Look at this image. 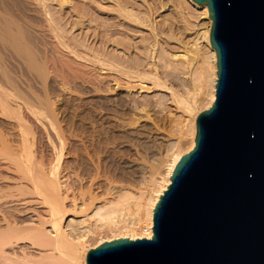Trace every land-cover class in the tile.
<instances>
[{"label":"rangeland","instance_id":"1","mask_svg":"<svg viewBox=\"0 0 264 264\" xmlns=\"http://www.w3.org/2000/svg\"><path fill=\"white\" fill-rule=\"evenodd\" d=\"M61 1L64 2L63 8L55 1V11L66 9L65 11L70 12L71 9L73 17L70 19L80 20L76 27L68 24L66 41L75 42V45L81 46V50L88 48L86 51L91 56L97 55L96 58H109L119 71L121 69L122 75L119 73L120 76L117 75L115 79L117 70L106 72L99 65H93L87 60L85 62L83 58L55 48L52 38H47L52 46L47 51L50 54H46L47 58L50 56L46 82L41 78L34 79L25 69L20 71L10 68L17 86L9 85L0 77V84L3 82L0 87L11 96L16 92L11 97L12 100L17 99L23 105L17 106L12 101L11 107L9 106L11 109L0 108V179L3 180L0 182L4 183L8 176L17 173L14 168L16 163L23 162L22 169L31 167L33 162L36 165L41 163L46 168L39 166L47 174H50L52 166L61 163L62 168L64 165L66 168L62 174L68 172L75 178L79 172V178L84 177L85 180L89 178V169H92L91 173H96L95 167L98 165L102 169L98 179L101 190L95 188L94 191L100 196L99 199L116 194L115 196H119L118 207H122L123 212L124 209L130 210L129 213L124 212L125 217L138 222L144 219L142 212L145 206L138 213L136 203L139 200L142 204L146 203L155 179L164 172L172 151L176 149V139L181 137L184 148L187 150L189 147L192 138L191 117L198 111V106L183 112L180 108L182 100L187 99L194 104L197 99L206 100L209 97L212 72L210 46L204 38H200L198 48L191 45L193 32L206 29L209 19L201 9L190 6L187 0ZM198 24L200 28L196 29ZM83 28L89 29L88 33ZM155 37L158 42L154 53V76L135 77L138 66L136 62L153 57L151 47L155 43ZM175 52L185 56L172 59L170 53ZM36 81L38 82L35 83ZM24 98L27 100L25 104ZM34 107L42 110H35ZM28 108L37 112H29ZM34 148L37 149L36 152ZM25 153L28 155H24L26 159L23 158ZM58 156H62L61 159ZM67 206L68 209H73L70 203ZM71 208L70 214L65 217V225L70 221L80 220L83 216L77 210V217H74ZM97 220L96 217H90L87 221V225L93 230L91 235L94 236L88 243L94 242L103 234V229L99 227L101 221Z\"/></svg>","mask_w":264,"mask_h":264},{"label":"water","instance_id":"2","mask_svg":"<svg viewBox=\"0 0 264 264\" xmlns=\"http://www.w3.org/2000/svg\"><path fill=\"white\" fill-rule=\"evenodd\" d=\"M207 4L216 98L154 210L153 235L90 249L87 264H264V0Z\"/></svg>","mask_w":264,"mask_h":264},{"label":"bare ground","instance_id":"3","mask_svg":"<svg viewBox=\"0 0 264 264\" xmlns=\"http://www.w3.org/2000/svg\"><path fill=\"white\" fill-rule=\"evenodd\" d=\"M55 1L58 2L61 7L63 6L64 2L61 0H0V77H2V80L5 79L9 85L17 86L16 80L13 77L14 75H12V72H10L11 70H9L10 68H17L20 71L22 69H25L34 76V79L35 77L41 78L46 82L48 80V76L46 75L47 65L49 67L48 61L50 58V56H48L49 58H47V55L50 54L47 51L48 48L52 46L49 45L51 43H49L47 38H52L51 40L54 41L55 48L58 47L63 51H67V53L73 54L74 57L78 56L79 58H83L85 62L87 60V62L89 61L93 65H99L106 72H109L110 70H117L118 72L115 74V79H117V75L120 76V74L122 73L121 69L119 71V68L116 67L117 65L114 66V64L108 60L109 58H96V54V56H91V53L86 51L88 48L85 50H81V46H79V48L77 44H74L75 42L72 43L70 41V43L69 41H66V30H68V24H70V27H76L80 20L78 21L76 18L70 19L73 17L71 9L70 12L65 11L66 9L55 11V9L57 10V8L55 7ZM187 1L190 6L201 9L204 16H207L209 19L208 27L206 29H198L200 28L199 24L197 28L194 27V29L196 28L198 30H195L196 32H193L194 36L192 38L191 45L195 48H198V45L201 42L199 41L201 40L200 38H204L210 46L212 63V72L210 76V94L209 97L206 98V100L197 99L194 104H192L190 100H182L183 105L180 106V108L183 109V112L193 110L198 106V111L194 112V115L191 117L190 130L192 138L189 142V147L187 148V150L184 148L183 140L181 139V137L179 139H176V149L172 151L170 160L166 164L164 172L160 173V176L155 179L154 185L150 189V193L148 195L146 203L143 202L142 204L140 203V200L137 201L136 204L138 213L139 210L142 211L143 206H145V210H143L144 212H142L144 214V219L139 220V218H142L140 217L142 216L141 213V215L138 216L139 218H137L139 220L138 222H135L133 220L130 221L127 217H125L124 212L126 213L128 210L125 211L124 209L123 212L122 207H118L119 196H115L116 194L114 195V193L109 197L107 196L104 198L102 197L103 199H99L100 196L94 191L95 188L97 189L101 186H99V184L101 183H99L98 179L101 176L100 172L102 169L100 170L98 165L96 167L94 166L96 173H91L92 169H89V175L87 174L89 177L87 179L89 182L88 183L84 177L79 178V172L76 173L75 178L71 173L67 174L68 172L62 174L65 165L62 168L63 164L61 163H57L54 167L52 166L50 174H47V172L44 171L45 169L39 166L41 165V163L39 165H36L33 164V162L31 167L27 166V168L24 169L23 167L22 169L21 167L23 166V162L20 163L21 166L20 164L15 162L16 165L14 168L17 173L15 175H12L11 173L12 176H8L7 181H5L4 179V183L0 182V264H87L86 256L89 250L91 248H97L105 241L121 237H129L133 239L137 237H152L155 206L161 195L164 194V191L171 183V175L177 161L183 154L189 152L195 145L196 115L202 110L210 108L216 98L215 83L218 78L217 51L212 46L210 41V32L213 24V19L210 17L209 7L207 4L200 5L194 0ZM163 25L165 26L166 23L164 22ZM83 30L85 29L83 28ZM88 30L89 29L85 30L86 33H88ZM156 34H158V32ZM156 37L155 43L151 47V55H153V57H149L151 55L148 52L149 58H146L147 60L143 59L145 61L142 60V62H136V64L138 63L137 65L140 68L136 66L137 75L135 77L146 78L154 76L153 72L156 65V55H154V53L157 51L156 42H158ZM81 55L83 56L81 57ZM170 56L172 59L177 60L183 58L185 55L179 52H175L172 54L170 53ZM137 61H139V59ZM183 67L186 66L183 65ZM24 78H26V76ZM28 78L30 79V77ZM16 79H18V77ZM25 82H27V80ZM37 82L38 81H36L35 83ZM31 83L33 82L31 81ZM1 84H3V82ZM28 86H30V84ZM5 91L6 90L1 89L0 87L1 110H6L13 102L17 106L21 104L23 105V103L21 102L20 104V101H18L17 99L12 100L11 97L16 95V92H14L15 94L12 92V94H14L13 96L8 93L10 95L9 97ZM20 92L22 93V91ZM30 95H32L31 92ZM17 97L20 98L19 96ZM20 99L22 100V98ZM23 101L24 104L27 103L26 98H24ZM28 106L30 107V104H28ZM34 109L38 111L42 110L36 109L35 107ZM28 110L30 112L32 108L31 110L28 108ZM32 111L34 113L37 112L34 110ZM37 119L40 118H38L37 116ZM45 119L46 117L44 118V120ZM38 121L40 122V120ZM24 148H22L23 152ZM28 148H30V146ZM35 149L36 148H34V150ZM27 150L29 151V149ZM27 150H25L26 153L28 152ZM30 151H32V148ZM26 153L23 154V158L25 159L27 158L26 156H28L27 154H30V152H28L27 154ZM24 155L26 156L24 157ZM20 156H18V158ZM59 157L60 156H58V158ZM25 159H21V161L26 162ZM16 160L19 161L20 159H15V161ZM39 162L40 161H38V163ZM1 180L2 179H0V181ZM103 186L104 185H102V187ZM3 187H7V189H4ZM119 191H121V189H119ZM110 193L112 192H108V194ZM118 193L117 195L120 194ZM125 193L127 194L128 192L126 191ZM123 195L125 196V194ZM130 201L131 200H129V202ZM67 203H70V205H72L73 209L71 207L70 208L74 212V217H77V210L82 212L83 216L80 220L76 219L77 221H70L65 225V217L67 216V214H70V208L68 209ZM124 207L126 206H123V208ZM90 217H96L98 220H100L101 222L99 227L100 229H103V231H101V233L103 232V234H100L95 241L93 240L94 242L92 243H88V241H91L94 237L91 235L93 233V230L89 227V225H87V221L90 219ZM83 247L86 248L84 250H81V248Z\"/></svg>","mask_w":264,"mask_h":264}]
</instances>
